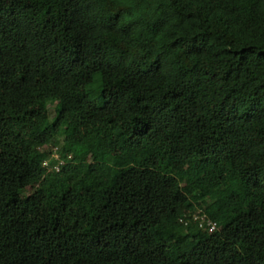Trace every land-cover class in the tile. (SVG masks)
<instances>
[{"label": "trees", "instance_id": "16d2710c", "mask_svg": "<svg viewBox=\"0 0 264 264\" xmlns=\"http://www.w3.org/2000/svg\"><path fill=\"white\" fill-rule=\"evenodd\" d=\"M0 264H264V0H0Z\"/></svg>", "mask_w": 264, "mask_h": 264}, {"label": "clouds", "instance_id": "9594fccd", "mask_svg": "<svg viewBox=\"0 0 264 264\" xmlns=\"http://www.w3.org/2000/svg\"><path fill=\"white\" fill-rule=\"evenodd\" d=\"M59 146L58 145H55V146H53L52 147V152H51V158L53 157V158H55L58 162L55 164V165H51L50 164V161H51V158H48V159H46L45 161H44V166H46L49 170H53V169H55V170H59V167H60V165L59 164H62L63 162H64V160L63 159H61V156H60V153H59ZM199 209H201V208H198L197 210H199ZM197 210H195V212H193L192 213V215L194 214V213H196L197 212ZM204 212V211H203ZM205 215L207 216V214L205 213ZM183 218H185V217H183ZM193 218V217H192ZM207 218H210V217H208L207 216ZM186 219V218H185ZM211 219V218H210ZM211 220H213V219H211ZM180 221H181V219H180ZM187 221V220H186ZM196 221V220H195ZM199 221V220H198ZM214 221V220H213ZM182 223H185L186 224V222H183V221H181ZM214 222H216V221H214ZM188 223V222H187ZM199 223H200V221H199ZM216 224H217V222H216ZM201 226V225H200ZM206 226V225H205ZM207 227V226H206ZM218 228V224H217V227H216V229ZM207 229L210 231V232H213V231H215V230H210L208 227H207Z\"/></svg>", "mask_w": 264, "mask_h": 264}, {"label": "built area", "instance_id": "2783aa9c", "mask_svg": "<svg viewBox=\"0 0 264 264\" xmlns=\"http://www.w3.org/2000/svg\"><path fill=\"white\" fill-rule=\"evenodd\" d=\"M192 217H193V219L196 220V221H198V220L201 221V222H200V225H201V226L206 225L211 231H212V230H215L216 227H217L216 222H214V221L211 220L210 218H207V216L205 215V213L203 212L202 209L197 210V212L194 213V214L192 215ZM181 221L186 222V223L188 222V221H186L185 218H181Z\"/></svg>", "mask_w": 264, "mask_h": 264}, {"label": "rangeland", "instance_id": "374dc122", "mask_svg": "<svg viewBox=\"0 0 264 264\" xmlns=\"http://www.w3.org/2000/svg\"><path fill=\"white\" fill-rule=\"evenodd\" d=\"M56 105L57 104H52V108H53V110H54V112H55V109H56ZM114 155L115 156H117V157H121V153L120 152H116V153H114ZM33 189H34V187H28L27 189H26V191H27V193H30V192H32L33 191Z\"/></svg>", "mask_w": 264, "mask_h": 264}]
</instances>
